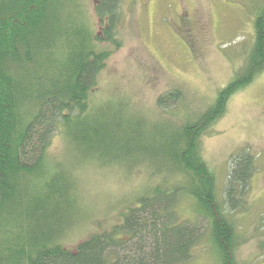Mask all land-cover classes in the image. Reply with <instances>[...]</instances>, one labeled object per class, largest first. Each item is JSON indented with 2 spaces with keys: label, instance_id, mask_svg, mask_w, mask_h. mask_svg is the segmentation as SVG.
I'll use <instances>...</instances> for the list:
<instances>
[{
  "label": "rangeland",
  "instance_id": "374dc122",
  "mask_svg": "<svg viewBox=\"0 0 264 264\" xmlns=\"http://www.w3.org/2000/svg\"><path fill=\"white\" fill-rule=\"evenodd\" d=\"M96 4L97 0H48L40 12L44 35L32 41L30 58L25 60L22 49L17 61L6 64L11 75L26 85L43 78L36 84L43 93L52 90L54 79L61 83L67 78L74 61L79 63V49L84 54H108L97 85L89 93L86 117L79 122L83 125L86 118H98L104 125L101 130L120 129V134L110 136L121 145L105 146L107 152L87 150L89 143L78 146L72 138L75 132L66 135L63 130L72 128L61 122L41 175L21 177L19 183H27L29 193L36 196L54 178L66 192L64 199L57 208L35 215L37 206L29 202L22 218L12 215L9 221L16 232L32 235L56 228L61 232L58 241L70 249L119 226L123 213L154 187L170 188L182 182L167 169L154 171L169 164L162 148L129 157L119 152L122 142L136 143L135 137L151 139L161 130L167 134L178 130L201 117L232 81L243 78L255 45V21L264 8V0H122L118 20L107 36L109 23L97 18ZM34 10L32 6L28 13ZM14 21V25L21 23ZM178 90L182 93L179 103H171L166 110L159 108V97ZM231 98L224 116L203 135L201 151L215 175L222 213L235 228L236 264H264V72ZM101 113L109 116L102 118ZM110 117L121 125L106 126ZM130 146L137 152L135 144ZM246 147L257 156V172L243 207L232 211L225 196L230 159ZM145 157L148 160L139 161ZM193 207L194 201L183 196L175 208L181 223L203 229L201 242L186 264H224L211 236V224L196 215ZM4 213L0 211V217Z\"/></svg>",
  "mask_w": 264,
  "mask_h": 264
},
{
  "label": "trees",
  "instance_id": "16d2710c",
  "mask_svg": "<svg viewBox=\"0 0 264 264\" xmlns=\"http://www.w3.org/2000/svg\"><path fill=\"white\" fill-rule=\"evenodd\" d=\"M121 1L97 0L95 13L97 18L108 21L107 36L111 35L118 20ZM47 3L48 0H0V211L5 210L0 217V264H186L201 242L203 229L198 224L181 223L177 218L175 208L183 196L191 198L194 213L211 224V236L221 251L224 264H236L235 228L222 213L216 196L215 175L204 160L200 142L224 116L233 94L252 84L264 72V8L255 21V45L243 78L232 81L201 117L186 122L178 130L171 129L168 134L161 130L159 136L153 135L151 139L135 137L136 143L122 140L123 148L119 152L129 157L131 153L146 154L162 148L166 156L160 155L167 158L169 164L154 171L160 173L167 169L182 182L170 188L154 187L150 194L141 196L135 206L123 213L119 226L93 235L70 249L58 241L61 232L56 228L32 235L26 231L16 232L10 225L11 216L22 218V209L29 202L37 206L36 213L32 214L35 215L46 208H57L66 194L59 181L51 178L41 194L34 196L29 193L27 183H19L20 178L41 175V169L47 165L46 153L54 137L61 132L57 131L61 122L65 127H76L63 131L69 137L75 132L72 138L78 146L89 143L87 150L96 148L99 152H107L105 146L116 148L120 144L116 145L114 136H110L120 129L105 127L101 130L99 127L104 125L98 118H86L83 125L80 123L82 116L86 117L89 93L97 85L108 54L94 51L84 54L79 49V63L74 61L67 78L61 79V83L54 79L52 90L46 89L43 93L36 86L43 78L30 86L21 78H14L8 70L6 64L17 61L22 49L27 61L32 41L44 35L45 21L40 12L45 10ZM32 6L35 10L28 13ZM15 19L21 23L14 25ZM181 98L178 90L159 97L157 104L166 110ZM25 107H29L28 110ZM100 115L102 118L109 116L107 113ZM111 119L105 122L106 126L121 125L120 120ZM126 124L134 123L127 121ZM153 141L157 146L152 145ZM131 144L137 146V152ZM256 159L248 147L230 159L225 196L226 205L232 211L243 207L250 181L257 172ZM144 160H148L147 157L139 161ZM43 236L45 239L41 240Z\"/></svg>",
  "mask_w": 264,
  "mask_h": 264
}]
</instances>
